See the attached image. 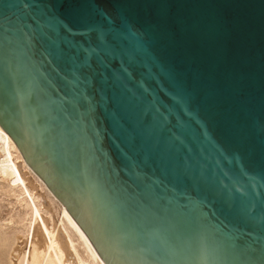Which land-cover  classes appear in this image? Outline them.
Segmentation results:
<instances>
[{
  "label": "water",
  "instance_id": "95a60500",
  "mask_svg": "<svg viewBox=\"0 0 264 264\" xmlns=\"http://www.w3.org/2000/svg\"><path fill=\"white\" fill-rule=\"evenodd\" d=\"M97 4L130 22L95 68L60 58V17ZM0 128L105 264H264V0H0ZM207 188L228 242L182 208Z\"/></svg>",
  "mask_w": 264,
  "mask_h": 264
},
{
  "label": "bare ground",
  "instance_id": "6f19581e",
  "mask_svg": "<svg viewBox=\"0 0 264 264\" xmlns=\"http://www.w3.org/2000/svg\"><path fill=\"white\" fill-rule=\"evenodd\" d=\"M0 193L11 208L6 220L0 219L5 264H105L1 128Z\"/></svg>",
  "mask_w": 264,
  "mask_h": 264
},
{
  "label": "snow or ice",
  "instance_id": "6c2138e0",
  "mask_svg": "<svg viewBox=\"0 0 264 264\" xmlns=\"http://www.w3.org/2000/svg\"><path fill=\"white\" fill-rule=\"evenodd\" d=\"M120 21L123 23L130 22L126 15L120 13L115 15L109 14L98 4L87 14L69 11L67 17L61 16L59 19L60 34L67 39V44H63L61 47L59 57L64 60L75 58L81 63H90L95 68L96 61L94 58L86 62L87 53L85 49L89 48L90 43L92 46H98L103 40L109 39V29L112 28L114 23ZM80 71L82 75H91L88 67H82ZM96 82V78L94 77L92 81L93 88H95ZM150 151L158 158L161 169H167L170 166L171 161L168 157L167 144H156ZM235 192L242 195L240 188H236ZM208 207L215 209L212 213V218L222 216L224 219L211 224L209 216L201 213L196 217L197 227L203 229L214 228V234L218 238L223 237L228 242L229 237H233L231 233L227 232L229 223L233 220H241L235 201L225 199L221 188H207L201 192L198 198L188 201V204L182 208L191 210ZM231 242L236 241L233 239Z\"/></svg>",
  "mask_w": 264,
  "mask_h": 264
},
{
  "label": "rangeland",
  "instance_id": "374dc122",
  "mask_svg": "<svg viewBox=\"0 0 264 264\" xmlns=\"http://www.w3.org/2000/svg\"><path fill=\"white\" fill-rule=\"evenodd\" d=\"M0 199H3L1 197V193H0ZM10 207L6 206V202L3 200H0V219L3 222L4 220H6V218L10 215ZM5 257L0 255V264H5Z\"/></svg>",
  "mask_w": 264,
  "mask_h": 264
}]
</instances>
